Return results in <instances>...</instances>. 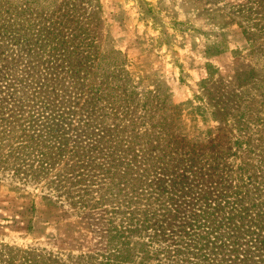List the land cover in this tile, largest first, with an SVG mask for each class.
<instances>
[{"label":"trees","instance_id":"16d2710c","mask_svg":"<svg viewBox=\"0 0 264 264\" xmlns=\"http://www.w3.org/2000/svg\"><path fill=\"white\" fill-rule=\"evenodd\" d=\"M248 9L264 37V0H248ZM40 45L21 42L26 54L47 55L57 67L37 77L30 119L23 106L34 74L24 68L17 79L0 68V171L48 181L56 195L43 199L64 198L76 211L98 207L113 187L123 194L106 253L67 264H264V151L251 145L256 139L221 133L191 143L175 130L180 109L158 93L137 99L94 39ZM211 107L220 122L233 123L227 104ZM97 123L98 133L90 132ZM240 128L245 134L248 125Z\"/></svg>","mask_w":264,"mask_h":264},{"label":"rangeland","instance_id":"374dc122","mask_svg":"<svg viewBox=\"0 0 264 264\" xmlns=\"http://www.w3.org/2000/svg\"><path fill=\"white\" fill-rule=\"evenodd\" d=\"M250 13L248 0H0L1 74L22 79L24 68L34 74L23 106L30 119L36 79L57 64L36 53L28 59L22 39L41 46L46 38L90 37L137 99L148 102L158 93L168 108L180 109L175 130L191 143L248 135L264 151V37ZM216 102L231 108L233 123L218 120ZM230 124L240 130L231 134ZM98 125L89 131L98 133ZM50 193L56 195L48 181L0 171V264L80 263L106 253L108 227H119L120 215L111 213L123 198L117 187L83 211L64 198L44 200Z\"/></svg>","mask_w":264,"mask_h":264}]
</instances>
